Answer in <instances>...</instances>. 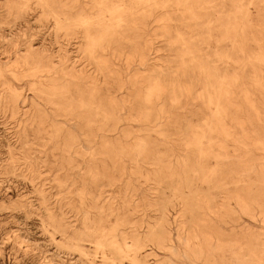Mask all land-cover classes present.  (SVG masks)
<instances>
[{"label":"rangeland","instance_id":"1","mask_svg":"<svg viewBox=\"0 0 264 264\" xmlns=\"http://www.w3.org/2000/svg\"><path fill=\"white\" fill-rule=\"evenodd\" d=\"M0 264H264V0H0Z\"/></svg>","mask_w":264,"mask_h":264},{"label":"bare ground","instance_id":"2","mask_svg":"<svg viewBox=\"0 0 264 264\" xmlns=\"http://www.w3.org/2000/svg\"><path fill=\"white\" fill-rule=\"evenodd\" d=\"M249 253V252H248Z\"/></svg>","mask_w":264,"mask_h":264}]
</instances>
